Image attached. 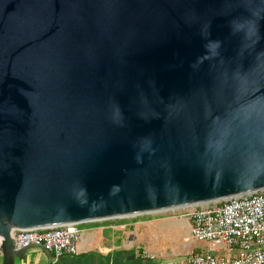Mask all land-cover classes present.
I'll list each match as a JSON object with an SVG mask.
<instances>
[{"label": "water", "instance_id": "water-1", "mask_svg": "<svg viewBox=\"0 0 264 264\" xmlns=\"http://www.w3.org/2000/svg\"><path fill=\"white\" fill-rule=\"evenodd\" d=\"M259 190L264 0H0L3 264L17 230Z\"/></svg>", "mask_w": 264, "mask_h": 264}, {"label": "built area", "instance_id": "built-area-1", "mask_svg": "<svg viewBox=\"0 0 264 264\" xmlns=\"http://www.w3.org/2000/svg\"><path fill=\"white\" fill-rule=\"evenodd\" d=\"M187 216L191 238L224 245L234 254L204 251L163 259L148 253L142 256L140 264H264V190L193 206ZM12 237L16 249L37 246L58 258L78 253L80 232L71 223L17 230Z\"/></svg>", "mask_w": 264, "mask_h": 264}, {"label": "crops", "instance_id": "crops-1", "mask_svg": "<svg viewBox=\"0 0 264 264\" xmlns=\"http://www.w3.org/2000/svg\"><path fill=\"white\" fill-rule=\"evenodd\" d=\"M80 232L78 253L55 258L43 248L31 246L14 264H140L144 254L175 259L191 253L211 251L232 255L224 245L197 241L190 236L187 213L159 212L109 218L76 224ZM0 264H3L0 255Z\"/></svg>", "mask_w": 264, "mask_h": 264}, {"label": "rangeland", "instance_id": "rangeland-1", "mask_svg": "<svg viewBox=\"0 0 264 264\" xmlns=\"http://www.w3.org/2000/svg\"><path fill=\"white\" fill-rule=\"evenodd\" d=\"M192 207L193 206H191V207H181V208L167 209V210H162V211H157V212H159L161 215H164V216L171 215V214L179 215V214L188 213V211Z\"/></svg>", "mask_w": 264, "mask_h": 264}]
</instances>
